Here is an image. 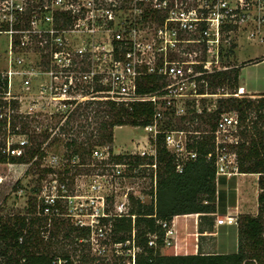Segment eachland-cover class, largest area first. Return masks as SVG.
I'll use <instances>...</instances> for the list:
<instances>
[{
    "label": "built area",
    "instance_id": "2783aa9c",
    "mask_svg": "<svg viewBox=\"0 0 264 264\" xmlns=\"http://www.w3.org/2000/svg\"><path fill=\"white\" fill-rule=\"evenodd\" d=\"M238 28L244 30L248 40L264 43V0H0V32L9 35L7 66L0 71L6 87L4 83L0 85V99L18 102L12 82L20 75L24 89L35 87L38 96L65 108L64 120L79 104L91 100L151 102L154 119L144 128L156 136L161 119L167 115L185 116L189 102L192 106L198 98L208 95V76L228 69L221 62L223 47L226 42L230 45L231 32ZM34 43L44 60L39 66L24 70L16 66L13 48H30ZM146 77L155 79L156 88L139 92L138 87ZM234 94L242 93L238 89ZM36 104L33 102L26 113L31 114ZM14 111L10 106L6 112L0 109V118L7 117V128ZM244 128L239 113L227 110L220 113L214 130L210 131L213 149L207 158L214 161L216 182L219 176L229 178L240 173L236 148L242 141ZM164 133L167 149L177 158L196 157L195 151L187 149L189 132L174 129ZM26 143L27 139H22L13 144ZM13 144L6 147L5 142L3 151L18 153L20 149L12 148ZM153 150L138 154L156 157ZM113 155L110 144L97 145L90 160L112 167L120 175V167L128 164L114 163ZM75 158L78 156L71 160L73 163ZM151 166L156 168L155 164ZM176 169L180 171L182 164L178 163ZM52 202L36 212L46 216L47 223L53 215H65L55 209V199ZM104 204L103 200L102 208H94L96 212L90 222L78 220L73 225L89 227L90 233L92 227L101 230L100 225H107L102 218L114 216L104 211ZM125 205L123 201L121 212L115 215H129ZM224 218L227 219L219 220L220 223H232L228 214ZM107 226L110 234V225ZM19 241L22 242V236ZM120 243L124 242H114ZM149 244L154 242L151 240ZM0 264H27V261L20 258L9 262L0 256ZM51 264L69 262L56 255ZM251 264H264V260L252 257Z\"/></svg>",
    "mask_w": 264,
    "mask_h": 264
},
{
    "label": "trees",
    "instance_id": "16d2710c",
    "mask_svg": "<svg viewBox=\"0 0 264 264\" xmlns=\"http://www.w3.org/2000/svg\"><path fill=\"white\" fill-rule=\"evenodd\" d=\"M257 58L254 61H258ZM250 61V62H254ZM245 64V63H243ZM241 64V65H243ZM218 71L208 76V87L216 89L219 86H228L236 89L239 78L240 67ZM6 84L1 80L0 85ZM3 87H6L3 86ZM156 88V81L152 77H146L138 87L139 92H148ZM1 91V90H0ZM214 92V91H212ZM216 92V91H215ZM239 93H243L240 92ZM254 101L257 102L255 111L264 120V97L254 100L247 98H219L217 107L209 112L203 109L201 113H192L188 118L189 123L195 119L204 122L206 126H194L187 129V126L174 128L171 120L160 126V131L151 139V144L156 150V157L139 154H114L111 160L114 163H125L130 167L137 168L144 164H155L156 168L151 176L155 177L156 185L151 194L154 200L146 204L133 195L130 196L129 215L107 216L102 218L104 224L110 225V236L113 242H126L132 240L134 246L138 248L135 254V264H251V258L256 257L262 261L261 253L264 251V122L261 126L253 125L252 137L246 145V141L241 142L237 148L239 172L260 173L258 182L263 192L258 194V215H244L238 226L237 250L233 253H202L201 251L193 254L175 255L179 246V239L173 242L172 238L167 237L170 223L173 216L176 218V231L184 232L186 229L185 219L189 216H196L197 227H202L203 218L213 216L217 211V182L215 177V165L207 154L213 149L212 136L210 131L214 130L216 120L220 113L227 110H236L240 118L247 108L252 109ZM18 105L17 100L9 102L0 100V107L10 106L15 109ZM154 106L151 102H116L112 100L97 101L91 100L79 104L76 109L67 114L64 122L59 125L60 133L68 132L73 129L70 121L76 118H84L86 123H80L79 127H86L79 133H85L83 138L68 136L69 140L65 145L70 149L69 159L78 156L75 165H85L90 160V154L97 145L110 144L113 141V131L117 126L132 125L146 126L151 124L154 119ZM58 115V114H56ZM65 114H62V117ZM90 115L95 120V126L86 131L91 123L88 122ZM23 114H10L9 128L7 117L0 118V132L12 130L16 134H26L27 143L24 145L13 144L12 148H19L18 153H7L3 151L5 143L0 141V163H25L30 167L39 165V160L45 155L43 146L48 141L50 132L47 129L36 133L30 132V122ZM185 119L184 116L180 117ZM177 127V126H176ZM187 130V149L195 151L194 159L180 160L170 152L165 144V130ZM58 136H53L45 146L52 145ZM36 158V159H34ZM182 164V169H176V165ZM26 170V172L28 171ZM43 172H53L50 168H43ZM63 182L60 179V184ZM26 214H14L3 218L0 215V256L6 261L14 262L20 258H25L27 264H51L54 256L59 255L66 258L69 264H104L93 262L94 259L89 254L78 255L77 258L71 257L72 254L63 244L60 250H54L51 243L56 240V234L63 231V238H69L71 234L79 238H86L90 234L89 227H79L65 221L61 215H53L57 230H49L48 239L44 240L40 229L46 225V216L37 215L32 201L27 202ZM44 204L41 205L43 210ZM53 208V207H52ZM200 216V217H199ZM45 218V220H44ZM45 223H44V221ZM163 223L166 225L163 226ZM214 219L207 222V226L212 228ZM198 229V228H197ZM198 232H202L200 229ZM44 230H47L45 227ZM134 231V236L132 233ZM22 236V242L19 237ZM154 244H149L150 241ZM71 243L73 240L71 239ZM169 244L166 246V242ZM54 242V241H52ZM54 247V248H53ZM59 248V247H58ZM166 248H170L171 253H166ZM75 249V247L73 248ZM177 254V253H176ZM120 264V263H116Z\"/></svg>",
    "mask_w": 264,
    "mask_h": 264
},
{
    "label": "rangeland",
    "instance_id": "374dc122",
    "mask_svg": "<svg viewBox=\"0 0 264 264\" xmlns=\"http://www.w3.org/2000/svg\"><path fill=\"white\" fill-rule=\"evenodd\" d=\"M231 36L232 38L228 40L230 45L227 42L224 43V52L221 58L222 65L227 66L228 69L243 63H249L250 61L264 56V43L257 39L253 41L248 40L243 29L238 28L237 31L233 30ZM8 38L9 35L5 31L0 32V71L4 70L7 66ZM12 53L16 66L23 70L32 65L37 67L40 65L39 63L44 60L41 51L36 47L35 43L30 48L15 47ZM263 67L262 65L255 69L253 67L247 68L242 75L243 77H247L248 74L251 76L252 72L254 76L256 73L258 76H261L264 72ZM22 85V77L16 75L12 82V91L19 98L18 105L12 114L22 112L24 116H27L26 119L30 122L31 126L30 132L39 133L47 129L48 132H50V139L53 136H58L59 139L55 140L52 145H43L45 147V155L39 160V165H32L30 169H28L29 165L25 163H0V215L3 218L14 214H26L28 210V200L34 203V210L39 211L41 210L42 204L53 203L52 200L55 199L57 206L55 209L64 212L65 215L63 218L70 224H74V222L78 220L90 222L93 218V213L96 212L94 208L100 207V203H102L103 200L105 202L104 211L112 215L121 212L119 210L123 208L121 206L123 201L126 202L124 206L125 210L129 212L131 195L140 198V200L146 204L154 200L151 192L156 182L155 177H152L151 174L155 167L149 164H144L137 168L130 167V165H127V167H120L122 168L120 175H118L112 167L103 166L97 160H87V162L94 163L95 165L74 166V163L69 159L70 149L67 148L65 142L69 140L70 136L74 137L78 134L79 138H83L85 133H79V131H82L86 127L80 128L79 124L86 123V120L84 118L72 119L70 121V126L73 125L72 131L70 130V133L67 131L60 133L57 123L59 122V125H61V122H63L65 117H62V114L65 112V108H60L58 104L51 102L48 98L38 96L36 93L38 90L33 89L35 87L27 91ZM207 91L208 95L206 97L198 98L197 102L194 101L192 106H190V102L187 104L188 111L184 116V120L181 119L179 115H167L160 120L159 127L168 122V120H171L172 124L175 126L174 128L181 126H187L186 128L189 130L194 126L203 128L206 124L199 121V119H195L193 123H189L188 118L192 116L194 109H206V112H209L217 107L219 98H252L247 93L236 96L234 93L238 91V84L236 89L226 84L216 89L207 87ZM0 100H2V98ZM33 102H37V104L32 109L33 112L27 114L26 112ZM256 104L257 102L254 101L252 109L251 107L247 108L242 118L245 128L242 131L241 142L246 141V145L251 140L253 125L256 124L257 126H261L264 122V120L258 116V112L255 111L257 108ZM0 109L2 112H6L8 107L3 108V106H1ZM88 122H90L91 125L86 131L90 130L96 124L92 115L88 118ZM184 131L187 130L184 129ZM189 135V133L186 134L187 137ZM154 136L153 131L145 129L144 126H117L114 128L113 141L110 143L111 151L113 154H138V152L141 151H151L154 149V146L151 144V139L154 138ZM22 139H27V135L16 134L12 130L0 132V141L2 143L6 142V147L8 144L19 143ZM7 140L9 143H7ZM16 151L18 152L19 150ZM75 160L77 162L79 159L75 158ZM43 168H50L53 172H43ZM27 169L28 171L26 172ZM233 176L229 177H232L229 182L231 187L229 189H226V184L223 182L224 177H222L221 181L218 183V203L221 213H228L226 205L229 202H235V189L233 187H236V181H234ZM259 176L258 174L257 177L254 175H246L242 178L250 183L255 181L256 184H254V187H251V190L249 188L245 190L246 182L242 181V183H240L239 192L240 199L242 200L240 203L241 205L237 207V209L232 208L228 213L229 217L232 218L230 219L232 222L231 224L234 225H223L216 238L220 251H227L228 253L235 252L238 244L237 229L240 220L244 215H258V197L256 198V193L259 194L263 192V189L259 186ZM60 179L63 180L61 184ZM174 216L167 233V237L172 238L173 242V235H175V226L173 223ZM207 218L208 219H202L201 226H207L206 224L211 218L214 219L215 222L218 216L213 215ZM186 219L185 223L187 221ZM222 219L223 218H220L219 220ZM55 220L53 217L52 221L49 222L51 225L49 223L46 224L47 230H44L45 225L41 227L45 235L43 238L44 240L48 239L46 236L49 235V230H57L55 229L57 228L54 223ZM100 227L101 230L92 227V232L86 238H79L78 236H74V234H71L69 238H63V231H60V233L55 236V239L58 241L52 240L54 242L51 241V243L54 244V247L57 246V248L54 249L57 251L60 250L61 246L64 244L65 248L72 254V259L77 258V256L81 254H89L94 259L93 262L96 263L133 264L134 253L138 251V248L134 246L133 242L126 241L124 243L114 244L109 234V227L107 225H100ZM188 227L189 226H186L185 231L181 232L183 233V238H185L183 242L186 247V252L196 253L199 236H197L195 229L188 230ZM177 233L179 234L180 232ZM71 239L73 243H71ZM212 239V237L208 241L206 239L205 243L210 242ZM202 242L201 240V243ZM168 244L169 242L167 241L166 246ZM192 244L196 247L193 251L189 250V248L193 246ZM74 247L75 249H73ZM165 252L171 253L170 248H166ZM261 257L262 260H264V251H262Z\"/></svg>",
    "mask_w": 264,
    "mask_h": 264
},
{
    "label": "crops",
    "instance_id": "0c3cea01",
    "mask_svg": "<svg viewBox=\"0 0 264 264\" xmlns=\"http://www.w3.org/2000/svg\"><path fill=\"white\" fill-rule=\"evenodd\" d=\"M262 65L264 66V56L260 57L258 59V61L249 62V63H245V64L241 65L240 70H239V78H238V89H239V91L243 92L242 94H244V93L249 94L253 99H256V100L264 97V72L261 76H258L257 73L254 76L251 72V76H250V74H248L249 77L248 76L243 77L242 73H244V71L247 68L253 67L255 69L256 67H261ZM257 174H259V173H242L241 172V173H239V175L233 176L234 181H236V187H233L235 189V202H233V203L229 202L226 205V210L228 213L232 208L237 209V207H240V205H241L240 203L242 202V200L240 199V192H239L240 191V183H242V181L243 182L245 181L242 178L246 175H254L255 177H257ZM222 177H224L223 182H224V184H226V189L231 188L229 182L232 179V177L228 178L226 176H219L218 180H217V184H216L217 185V197L219 195L218 194L219 193L218 192V183L221 181ZM245 182H246L245 183V186H246L245 190H247L248 188L251 190V187L252 186L254 187V184H256L255 181H253L251 183L249 181H245ZM257 197H258V193H256V198ZM216 209H217V211L214 213V215L218 216V218L215 220L212 228H210L209 226H202L201 227L202 228L201 230H203L202 232H198L199 225L197 227L196 216H189L186 219L188 221L187 224L191 225L190 229H195L196 232L198 233L197 236H199V239H198V246H197V250H196L197 252L201 251L202 253H228L227 251H220L218 243L216 241V238L219 235L220 228L223 225H234V224H227L224 221L221 223L219 222V219L223 218V220H224L225 219L224 215L228 214V213H221L219 211L218 198H217V202H216ZM199 231H200V229H199ZM237 232H238V229H237ZM182 234L183 233L180 232L179 236L176 238V239H179L180 241H179V246L176 249V252H175V245H174V254L175 255L193 254L194 252H190V253L186 252V247H185L184 242H183L185 240V238H183ZM173 237H174V235H173ZM211 237L213 239L210 242L205 243V240L207 239V241H208ZM181 239H182V241H181ZM201 240L203 241L202 243H201ZM174 243H175V239H174ZM194 248H196V247H194V245H193L191 248H189V250L193 251Z\"/></svg>",
    "mask_w": 264,
    "mask_h": 264
},
{
    "label": "bare ground",
    "instance_id": "6f19581e",
    "mask_svg": "<svg viewBox=\"0 0 264 264\" xmlns=\"http://www.w3.org/2000/svg\"><path fill=\"white\" fill-rule=\"evenodd\" d=\"M173 223H174V226H175V235H174V239L176 240V238L179 236V234L177 233V231H176V218H175V216H174V219H173ZM186 223H188V221L186 222ZM187 226H189L188 227V230L190 229V227H191V225L190 224H187ZM198 234V233H197Z\"/></svg>",
    "mask_w": 264,
    "mask_h": 264
}]
</instances>
